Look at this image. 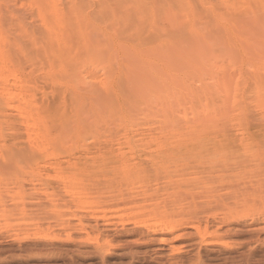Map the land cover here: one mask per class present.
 Here are the masks:
<instances>
[{
    "label": "bare ground",
    "instance_id": "obj_1",
    "mask_svg": "<svg viewBox=\"0 0 264 264\" xmlns=\"http://www.w3.org/2000/svg\"><path fill=\"white\" fill-rule=\"evenodd\" d=\"M10 4L0 0V124L15 112L25 160L131 140L143 125L156 126L150 140L199 138L247 124L252 106L264 126V0H26L33 25ZM23 62L49 79L51 104L36 101ZM170 222L151 225L171 232Z\"/></svg>",
    "mask_w": 264,
    "mask_h": 264
},
{
    "label": "rangeland",
    "instance_id": "obj_2",
    "mask_svg": "<svg viewBox=\"0 0 264 264\" xmlns=\"http://www.w3.org/2000/svg\"><path fill=\"white\" fill-rule=\"evenodd\" d=\"M10 1L33 25L26 0ZM20 68L36 101L51 104L49 79ZM249 108L247 124L219 122L199 138L150 140L156 126L143 125L131 140L66 143L63 155L30 161L18 153L29 148L24 126L4 109L0 264H264V126Z\"/></svg>",
    "mask_w": 264,
    "mask_h": 264
}]
</instances>
